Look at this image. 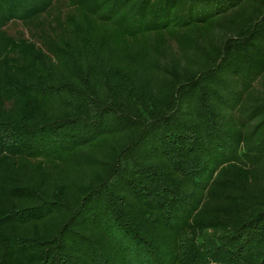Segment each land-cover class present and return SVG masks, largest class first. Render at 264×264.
Segmentation results:
<instances>
[{
  "label": "trees",
  "instance_id": "obj_1",
  "mask_svg": "<svg viewBox=\"0 0 264 264\" xmlns=\"http://www.w3.org/2000/svg\"><path fill=\"white\" fill-rule=\"evenodd\" d=\"M0 264H264V0H0Z\"/></svg>",
  "mask_w": 264,
  "mask_h": 264
}]
</instances>
